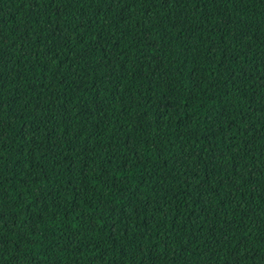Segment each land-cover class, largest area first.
I'll use <instances>...</instances> for the list:
<instances>
[{"label":"trees","instance_id":"obj_1","mask_svg":"<svg viewBox=\"0 0 264 264\" xmlns=\"http://www.w3.org/2000/svg\"><path fill=\"white\" fill-rule=\"evenodd\" d=\"M0 264H264V0H0Z\"/></svg>","mask_w":264,"mask_h":264}]
</instances>
